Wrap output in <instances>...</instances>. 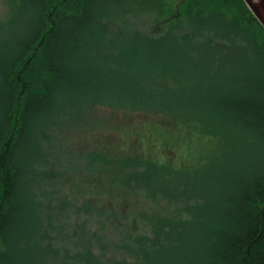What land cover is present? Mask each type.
<instances>
[{
	"label": "trees",
	"instance_id": "16d2710c",
	"mask_svg": "<svg viewBox=\"0 0 264 264\" xmlns=\"http://www.w3.org/2000/svg\"><path fill=\"white\" fill-rule=\"evenodd\" d=\"M7 1L8 17L0 20V264H264V29L243 1ZM228 46L234 52L226 59ZM163 57L189 66L204 88L189 100L197 115L184 113V103L159 105L155 116L173 120L176 131L194 122L207 148L197 163L175 149L178 158L161 152L155 182L146 176L136 184L144 203L125 207V217L115 213L121 200L84 199L76 217L63 215L31 175L43 128L83 103L139 110L125 96L151 95L152 64ZM181 133L174 134L188 131ZM143 163L134 155L111 160L108 186L98 178L95 194L140 193L116 169ZM159 198L170 214H155ZM80 213L100 232L79 227Z\"/></svg>",
	"mask_w": 264,
	"mask_h": 264
},
{
	"label": "rangeland",
	"instance_id": "374dc122",
	"mask_svg": "<svg viewBox=\"0 0 264 264\" xmlns=\"http://www.w3.org/2000/svg\"><path fill=\"white\" fill-rule=\"evenodd\" d=\"M177 6L178 3H175L173 8L175 9ZM9 9V2L0 0V20L7 19ZM136 38H133L132 42ZM196 44L201 47L200 40L196 41ZM224 49L226 55L223 57L227 59L233 54L234 47L228 46ZM173 58L163 57L158 63L152 64L155 66L152 68L151 80L149 83L147 82L150 86L147 90L151 95L137 96L133 92L126 94V102L130 105H137L139 110L110 108L99 103H83L80 106L78 104V108L76 107L74 111L69 110L61 114L62 116H57L50 128H43L42 132L45 133V136L39 140V148L42 150L41 157L32 168L31 175L40 180L39 187L47 195L44 197L46 202H59L63 215H65L64 210L69 212L71 217H76L74 212L76 208L83 209L81 203L84 199L97 200V205H101L104 200L106 202L121 200L124 202L117 207L115 213L119 218L125 217L127 210L125 207L135 209L133 206L135 202L144 203V194L140 192L139 187L148 180L145 178L146 176L155 182V159L161 158V152L169 159L175 156L178 158L177 154L174 152V156L171 151V149H175L178 155L179 153L182 155L181 159L197 160V155H201L207 148V142H205L204 134L202 135V132L195 128L194 122L181 127L183 131L187 129L188 133L180 137L174 134L182 133L179 128H177L179 131H176L175 127L173 128V120L169 122L162 117L155 116V109L159 105H170L177 109L178 105H184V103V113L196 114L190 109L189 100L193 102V97L201 94L204 84L201 85L200 80L194 79L189 66L176 65ZM155 67L157 68L155 69ZM168 68L172 71L166 75L165 72ZM155 70L158 72L156 78ZM160 73H162L161 76ZM137 78L139 81L138 76ZM188 141H190L189 144ZM186 154L188 155L185 158ZM131 155L148 163H143L139 168H136L135 165L131 167L120 165L116 170L119 171L118 176L123 177L121 180L123 184H130V188L138 187L140 193L131 195L124 192L120 197L121 193L109 191L107 188L104 189L101 196H97L95 191L101 183H97L98 178L106 182L105 184L108 186L110 161L125 159ZM133 172L136 173L134 176H132ZM34 178L30 176L31 183L35 182ZM158 201H161V198ZM158 201L155 202L157 204L154 210L155 214H159L156 212L170 214L166 201H161L160 204ZM91 205L89 210L93 212L94 206L92 203ZM174 207L173 205L172 209ZM144 208L146 210V206ZM133 212L137 213V210ZM146 212L151 214L148 210ZM80 216L79 227L84 228L88 234L100 232L87 213H83V215L80 213ZM62 223H64V227L68 226V229L74 225L72 221L66 222V219ZM108 224L110 222H107ZM108 231L110 230L107 229ZM117 258L122 259V256L118 255ZM100 262L101 264H113L114 261L101 260Z\"/></svg>",
	"mask_w": 264,
	"mask_h": 264
},
{
	"label": "water",
	"instance_id": "95a60500",
	"mask_svg": "<svg viewBox=\"0 0 264 264\" xmlns=\"http://www.w3.org/2000/svg\"><path fill=\"white\" fill-rule=\"evenodd\" d=\"M255 20L264 29V0H242Z\"/></svg>",
	"mask_w": 264,
	"mask_h": 264
}]
</instances>
